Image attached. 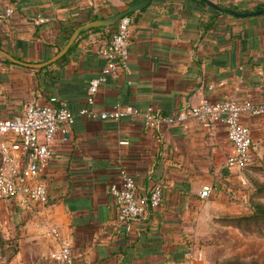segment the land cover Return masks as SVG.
<instances>
[{"label": "crops", "instance_id": "obj_1", "mask_svg": "<svg viewBox=\"0 0 264 264\" xmlns=\"http://www.w3.org/2000/svg\"><path fill=\"white\" fill-rule=\"evenodd\" d=\"M137 1L0 0V12L11 11L0 24V52L43 63L76 27ZM207 1L217 8L205 2L207 7L193 12L189 0H151L131 13L128 71L107 78L92 108L101 113L119 105L142 112L154 106L170 118L203 101L261 103L264 0ZM211 8L224 14L207 27ZM116 24L83 30L63 59L43 67L23 66L0 53V119L21 116L28 104H64L75 115L72 124L59 125L52 154L36 176L45 186L46 204L0 201V264H54L64 244L75 264H173L187 258L191 264H214L216 219L241 215L227 195L243 179L240 170L225 164L233 149L223 122L206 129L188 118L147 129L129 117L78 115L87 107L89 80L105 65L97 51ZM242 121L255 159L264 153V118ZM120 171L135 181L138 200L159 185L160 204L144 203L141 215L120 221L108 192ZM205 186L213 189L201 197Z\"/></svg>", "mask_w": 264, "mask_h": 264}, {"label": "built area", "instance_id": "obj_2", "mask_svg": "<svg viewBox=\"0 0 264 264\" xmlns=\"http://www.w3.org/2000/svg\"><path fill=\"white\" fill-rule=\"evenodd\" d=\"M11 14L9 9L0 12V24ZM131 18H120L108 43L101 46L97 53L105 60L98 76L91 78L86 91L87 107L79 110V116L88 118L119 120L129 117L141 121L147 129L170 122H181L191 118L209 129L216 122H223L228 141L233 152L226 159L229 168L243 170L251 158V136L243 118L263 117L264 99L255 104L249 100L238 102L224 98L216 102L203 101L178 112L174 117H163L153 106L140 112L130 106H114L111 110L98 113L93 108L94 96L109 76L119 71H128V33ZM56 99L51 98L53 103ZM75 115L64 104L39 106L28 104L21 116L0 119V201L15 200L20 205H44L47 202L45 186L36 180V176L50 158L51 144L59 125H70ZM213 188L205 186L201 197H206ZM108 192L117 208L120 221L135 218L142 214L143 204L154 208L160 204L161 188L153 185L144 197V201L135 196L136 184L125 171H120L116 181L109 184ZM54 264H75L68 245H61L53 255ZM173 264H191L189 258Z\"/></svg>", "mask_w": 264, "mask_h": 264}, {"label": "rangeland", "instance_id": "obj_3", "mask_svg": "<svg viewBox=\"0 0 264 264\" xmlns=\"http://www.w3.org/2000/svg\"><path fill=\"white\" fill-rule=\"evenodd\" d=\"M240 171L243 180L232 185L227 195L237 209L235 212L250 215L264 208V153L255 159L250 158L248 165ZM215 229L212 263L264 264V222L239 226L217 223ZM3 244L1 241V248Z\"/></svg>", "mask_w": 264, "mask_h": 264}, {"label": "water", "instance_id": "obj_4", "mask_svg": "<svg viewBox=\"0 0 264 264\" xmlns=\"http://www.w3.org/2000/svg\"><path fill=\"white\" fill-rule=\"evenodd\" d=\"M150 2H151V0H139L136 3H134L133 5L129 6L127 9H125V10H123V11L117 13V14H114V15L108 17V18L89 21V22H86V23L76 27L73 30V32L70 34L66 44L52 58H50L49 60H47V61H45L43 63H40V64L24 63V62H20V61H17L15 59L9 57L5 53H2V52H0V53H2L4 56H6L12 62L21 64L23 66L32 67V68H38V67L46 66V65H48L50 63H53L54 61L58 60L63 55H65L66 52L68 51V49L73 44V42L75 41V39L78 37V35L83 30H86V29H89V28H92V27H106V26L114 25V24H116L118 22V20L120 18L145 8ZM205 2L207 4H209L210 6H212L214 8H217L215 4H213V3H211V2H209L207 0H205ZM260 13H262V11L261 12H256V13H250V14H236V15H239V16H241V15L250 16V15H255V14H260ZM233 14H235V13H233Z\"/></svg>", "mask_w": 264, "mask_h": 264}, {"label": "trees", "instance_id": "obj_5", "mask_svg": "<svg viewBox=\"0 0 264 264\" xmlns=\"http://www.w3.org/2000/svg\"><path fill=\"white\" fill-rule=\"evenodd\" d=\"M189 3H192V5L194 6L193 12H200L205 7H207V5L205 4V2L203 0H189ZM221 14H224V13L220 12V10H218V9L216 10V9L211 8L210 19H209L210 22L208 23L207 27H210L214 23H216V21H214V19L217 18ZM131 15L132 14H129L128 16L131 18V22H133V19H132ZM233 17H235V16H233ZM95 18L96 17L93 16L90 19H95ZM97 29H99V28L95 27V28H90L89 30H97ZM115 29H116L115 26L109 27V31H110L111 35L115 31ZM69 51H70V49H69ZM63 58L64 57H62L61 59H63ZM155 109H157V108H155ZM158 112H159V114L161 116L165 117L159 110H158ZM216 221H217V223H220L222 225H227V226H239L240 224L257 223V222H260V221L264 222V208H261L259 211L254 212V213H252L250 215L241 214V215H238V216H221V217H218L216 219ZM1 241H3V240L0 237V242Z\"/></svg>", "mask_w": 264, "mask_h": 264}]
</instances>
